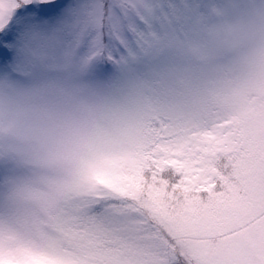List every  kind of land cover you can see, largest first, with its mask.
I'll list each match as a JSON object with an SVG mask.
<instances>
[{"label": "clouds", "instance_id": "1", "mask_svg": "<svg viewBox=\"0 0 264 264\" xmlns=\"http://www.w3.org/2000/svg\"><path fill=\"white\" fill-rule=\"evenodd\" d=\"M152 35L150 51L107 72L47 37L25 46L29 75L0 70V219L24 231L37 191L162 128L264 121V0H193L182 26L157 22Z\"/></svg>", "mask_w": 264, "mask_h": 264}, {"label": "snow or ice", "instance_id": "2", "mask_svg": "<svg viewBox=\"0 0 264 264\" xmlns=\"http://www.w3.org/2000/svg\"><path fill=\"white\" fill-rule=\"evenodd\" d=\"M182 0H0V70L29 75L30 39L60 41L85 66L109 71L117 60L151 50L157 22L179 28ZM230 131L217 118L165 127L135 157L130 178L103 187L98 207L123 230L150 231L147 264H264V162L237 167L235 179L213 171L207 149ZM215 185V186H214ZM194 246L193 237L215 240ZM196 248L200 250L197 252ZM0 264H27L22 248L0 243Z\"/></svg>", "mask_w": 264, "mask_h": 264}, {"label": "rangeland", "instance_id": "3", "mask_svg": "<svg viewBox=\"0 0 264 264\" xmlns=\"http://www.w3.org/2000/svg\"><path fill=\"white\" fill-rule=\"evenodd\" d=\"M182 2L191 4L193 0ZM217 121L220 128L230 131L207 149L213 158V171L234 180L237 167L247 169L253 162H264V121L251 113L239 119L217 117ZM137 154L131 151L98 156L54 181L47 190L37 191L34 199L41 213L24 231L0 219V243L22 248L27 264H147L148 253L156 250L152 233L123 230L122 224L98 207L102 186L117 187L129 179ZM230 236L221 234L215 240L194 236L193 242L194 246H203ZM176 251L182 264L186 260L196 264L195 255L188 256L179 248Z\"/></svg>", "mask_w": 264, "mask_h": 264}, {"label": "trees", "instance_id": "4", "mask_svg": "<svg viewBox=\"0 0 264 264\" xmlns=\"http://www.w3.org/2000/svg\"><path fill=\"white\" fill-rule=\"evenodd\" d=\"M217 165V168L219 167H221V165H222V160L220 161V164H216Z\"/></svg>", "mask_w": 264, "mask_h": 264}]
</instances>
